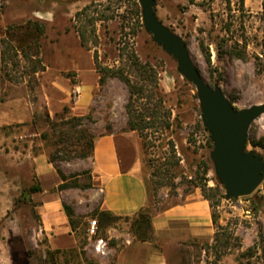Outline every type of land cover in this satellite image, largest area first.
<instances>
[{
	"label": "rangeland",
	"instance_id": "374dc122",
	"mask_svg": "<svg viewBox=\"0 0 264 264\" xmlns=\"http://www.w3.org/2000/svg\"><path fill=\"white\" fill-rule=\"evenodd\" d=\"M156 2L158 18L183 38L208 85L219 86L236 110L264 104V0ZM27 20L45 24L40 40L45 70L32 75L23 61L7 70L0 65V264H116L117 251L143 236L167 264H264V180L249 196L226 198L196 88L140 26L133 1L0 0V40L8 26ZM80 26L88 30L87 46L81 44ZM95 53L103 66L128 73L132 55L150 64L163 115L170 118L168 128L157 122L136 131L148 189L142 216L104 224L102 197L91 182L88 135L129 130L130 91L114 75L100 85ZM77 117L83 120L75 124ZM248 138L254 144L248 141L247 149L264 159V115L253 122ZM39 156L60 179L45 193L36 170ZM201 181L219 190L217 224L212 220L200 234L182 229L156 235L155 217L177 205L207 201L212 217L210 202L195 186ZM36 186L41 191L32 192ZM49 193L73 213L76 248L53 251L41 232L39 206ZM92 219L98 231L90 238ZM97 238L107 242L104 255L95 249Z\"/></svg>",
	"mask_w": 264,
	"mask_h": 264
},
{
	"label": "crops",
	"instance_id": "0c3cea01",
	"mask_svg": "<svg viewBox=\"0 0 264 264\" xmlns=\"http://www.w3.org/2000/svg\"><path fill=\"white\" fill-rule=\"evenodd\" d=\"M36 170L43 192L60 184L51 163L39 156ZM143 147L141 138L133 130L111 132L94 137L90 175L93 187L102 197L101 210L115 217L128 218L137 215L146 206L148 189L142 177ZM41 229L48 236L53 251L73 249L78 245L60 202L59 196L49 193L39 206ZM212 224L211 210L207 201H194L170 208L154 219L155 234L165 230L177 232L191 230L200 234ZM65 235V238H62ZM160 235V234H159ZM116 264H167L166 258L156 245L141 240L117 251Z\"/></svg>",
	"mask_w": 264,
	"mask_h": 264
},
{
	"label": "water",
	"instance_id": "95a60500",
	"mask_svg": "<svg viewBox=\"0 0 264 264\" xmlns=\"http://www.w3.org/2000/svg\"><path fill=\"white\" fill-rule=\"evenodd\" d=\"M138 1L146 32L175 58L178 71L196 88L202 123L213 143L210 157L226 198L251 195L264 180V159L247 149L248 137L253 122L264 115V104L236 110L219 86L206 83L183 38L160 21L155 11L156 0Z\"/></svg>",
	"mask_w": 264,
	"mask_h": 264
},
{
	"label": "trees",
	"instance_id": "16d2710c",
	"mask_svg": "<svg viewBox=\"0 0 264 264\" xmlns=\"http://www.w3.org/2000/svg\"><path fill=\"white\" fill-rule=\"evenodd\" d=\"M136 6V14L138 21L142 27V12L138 5L137 0H132ZM88 7L83 8L76 14L77 19H81L86 14ZM45 34V24L41 21L27 20L21 24L8 26L5 29V33L0 40V65H3V69L7 70L10 64L19 65L23 61L30 70V74L35 75L45 70V66L40 56V40ZM78 34L83 46H87L90 40L88 30L85 27L80 26L78 28ZM96 69L100 74V85H104L109 76H117L122 80L129 88L130 100L126 106L129 116V130L143 132L144 130L154 126L159 122L164 128L170 127V118L164 116L163 112L166 110L164 101L159 95L157 89L159 86L157 73L148 63H143L137 57L132 55L131 68L132 73L125 72L124 69H113L108 66H103L98 62V56L95 53ZM140 102V105H136ZM83 117H77L73 119V122L77 124L81 122ZM89 136L88 147L89 154L93 153L94 138ZM251 144H254L248 138ZM84 157L87 155L84 154ZM201 189L202 196L210 202V206L213 210L212 220L213 224H217L216 208L219 204L217 196H219V190L211 188L204 181L198 182L195 185ZM41 191V187L36 186L32 188V192ZM65 213L67 214L72 231H75V222L73 221V213L69 207L64 206ZM142 216L141 211L139 212ZM102 223H108L109 219L115 218L111 213L104 211L101 214ZM150 228V221H147ZM141 241H147L146 237H139ZM53 254V253H50Z\"/></svg>",
	"mask_w": 264,
	"mask_h": 264
},
{
	"label": "built area",
	"instance_id": "2783aa9c",
	"mask_svg": "<svg viewBox=\"0 0 264 264\" xmlns=\"http://www.w3.org/2000/svg\"><path fill=\"white\" fill-rule=\"evenodd\" d=\"M98 231V221L96 219H92L89 221L88 224V236L90 238L97 235ZM41 232L42 229H41ZM107 247V242L103 238H97L96 239V251L101 253L102 255L106 254L105 248Z\"/></svg>",
	"mask_w": 264,
	"mask_h": 264
}]
</instances>
